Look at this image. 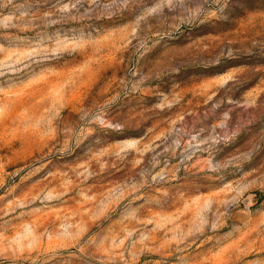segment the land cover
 <instances>
[{
	"label": "rangeland",
	"instance_id": "374dc122",
	"mask_svg": "<svg viewBox=\"0 0 264 264\" xmlns=\"http://www.w3.org/2000/svg\"><path fill=\"white\" fill-rule=\"evenodd\" d=\"M0 264H264V0H0Z\"/></svg>",
	"mask_w": 264,
	"mask_h": 264
}]
</instances>
